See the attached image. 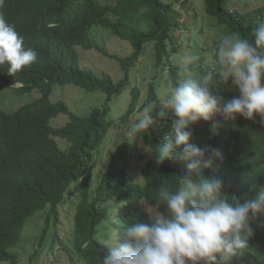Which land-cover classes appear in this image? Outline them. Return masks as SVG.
Returning a JSON list of instances; mask_svg holds the SVG:
<instances>
[{"label": "trees", "instance_id": "trees-1", "mask_svg": "<svg viewBox=\"0 0 264 264\" xmlns=\"http://www.w3.org/2000/svg\"><path fill=\"white\" fill-rule=\"evenodd\" d=\"M190 2L194 3V21H184L183 13L189 11L187 3ZM249 3V0L7 2L5 18L15 25L20 36L27 39L26 48H34L38 53L37 60L20 72L18 78L31 75L29 88L36 86L39 80L45 95L20 114L0 112V153L9 158L3 168V178H0V237L5 244L0 260L16 262L15 254L8 252L22 242L27 222L39 214L46 221L36 251L40 252V259L44 257L42 264H48L47 259L52 256L44 245L48 230L53 233L54 228L53 246L60 239V246L70 263L101 264L108 252L104 244L109 242L111 225H119L122 231L134 221L149 222L145 205L164 214L165 206L158 203L159 186L167 178L169 186L175 188L183 179L187 166L178 161L157 164L151 153L155 145H162L164 137L172 132L175 117L169 113L166 119L160 118L156 115L157 107L154 112L156 123L131 142L124 141L122 128L127 121L135 120L149 102H155L175 85L182 63L176 62L173 55L178 57L184 51L182 62L185 56H200L202 44L205 55L199 57L193 68L194 74L202 75L217 67L216 50L213 52L207 46L200 33L206 25L200 22L204 16L216 19V25L223 27L221 38L236 32L251 40L254 30L264 24V2L259 6ZM95 25L128 41L134 48V52L125 57L108 55L101 49L104 55L118 61L124 73L118 81L109 73L97 72L80 61L75 44L86 48L95 46L90 37V29ZM192 28H196V34L188 36L186 31ZM147 43L153 45L155 74L145 78L148 92L143 98L142 88L132 86L131 74ZM209 55L213 59L211 63L208 62ZM66 82L85 87L88 92L102 91L105 97L101 105L81 116L71 112L64 103L51 101L49 94L53 87ZM213 90L225 100L239 96L231 82L219 84ZM127 91L129 101L118 108ZM117 102L120 103L117 105ZM62 114H69L70 120L56 127L52 121ZM215 119L222 125L216 131L204 120L192 129L191 143L210 146L222 153V158L215 159L211 168L204 169V174L211 176L223 170L248 169L251 162L238 163L235 150L246 145L245 138L252 133L254 125L260 131L262 127L253 121H240L245 118L239 115L234 120L224 121L219 115ZM111 129H116L118 137L105 150L102 145ZM114 176L116 181L113 183ZM229 182V195L243 202L242 184L235 181L233 174ZM110 206L120 208L117 219L108 217ZM62 211L66 212L65 218H62ZM63 220L69 227L58 236V227ZM249 239L253 240L249 247L263 253L260 257L264 264V245L260 247L261 243H258L264 242V235L258 231ZM31 260L35 263V254Z\"/></svg>", "mask_w": 264, "mask_h": 264}, {"label": "clouds", "instance_id": "clouds-1", "mask_svg": "<svg viewBox=\"0 0 264 264\" xmlns=\"http://www.w3.org/2000/svg\"><path fill=\"white\" fill-rule=\"evenodd\" d=\"M9 1L0 0V92L12 88L20 93L35 90L41 93L32 97L36 98L33 101L18 104L14 112L0 107L1 113L12 115L27 111L33 103L42 100L45 93L39 80L36 86L29 88L31 75L18 78L20 72L37 60L38 53L34 48H26L27 39L20 36L15 25L5 18L4 8ZM96 28L103 27L95 25L90 29L92 39ZM75 48L81 61L78 49H96V46L86 48L75 44ZM101 49L104 50L99 46L98 51L103 56ZM215 55L217 67L202 75L193 72L199 56H185L170 91L155 102H149L135 120L127 121L122 128L124 141L131 142L156 123L154 112L157 107L156 115L160 118L166 119L169 113L173 114L172 132L164 137L162 145H155L151 155L157 164L184 162L187 171L175 188L169 186L167 178L161 182L157 197L158 203L165 206L164 214L144 204L149 222L134 221L122 231L119 225L110 226L109 242L104 244L108 252L101 264H263L260 257L263 253L249 247V242L253 243L249 238L255 237L258 231L264 235V229H260L264 226V24L254 30L251 40L236 32L224 35ZM229 82L238 89L239 96L225 100L213 89ZM68 83L86 90L73 82L57 83L49 98L53 102L64 103L75 113L64 99H60L71 89L63 87L61 97L57 100L52 98L59 84ZM62 115L69 117V114ZM217 115L224 121L234 120L239 115L245 118L240 121H253L262 127L260 131L254 125L252 133L245 138L246 145L235 150L238 163L243 160L251 162L248 169L223 170L211 176L204 174V169L211 168L215 159L222 158V153L210 146L200 147L191 143L192 129L193 125L204 120L210 122L216 131L222 126L215 119ZM57 119L53 120V125ZM8 161L9 158L0 153V178H3V168ZM232 174L235 181L242 184L243 202L229 195ZM112 179L114 183L116 177ZM115 206L109 207V218H118L120 208ZM261 219L263 221L259 224ZM258 243H261L260 247L264 245V242ZM38 245L34 254L39 249ZM59 248L63 249L56 242L51 254L54 255ZM4 249L5 244L0 237V253ZM8 254L15 253L11 249ZM15 257L17 263L19 259L16 254ZM31 259L29 263L34 264ZM40 261L43 262L44 257ZM0 262L12 263L9 259Z\"/></svg>", "mask_w": 264, "mask_h": 264}, {"label": "rangeland", "instance_id": "rangeland-1", "mask_svg": "<svg viewBox=\"0 0 264 264\" xmlns=\"http://www.w3.org/2000/svg\"><path fill=\"white\" fill-rule=\"evenodd\" d=\"M249 4L251 6H259L261 3L264 2V0H249ZM187 10L188 12L183 13V20H190L194 21V3L192 4L187 3ZM189 15V16H188ZM200 22L205 23L206 25L202 27V37L207 41V46L214 52L216 48L218 47V40L221 38L220 33L223 32V27H218L217 20L213 19L209 16H204ZM195 23V22H193ZM196 28H192L189 31H186V34L188 36H191L192 34L195 35ZM187 36V35H185ZM183 38H185L183 36ZM198 38V37H195ZM200 38V37H199ZM182 39V38H181ZM203 40V39H200ZM93 41L95 43L96 49H78V52L81 57V63L82 65H86L89 67H92L96 69L97 71H105L109 73L115 81H118L124 76L123 71L120 69L119 63L117 60L111 58L110 56L100 55V52L98 51L99 46H101L105 52L108 53V55H117L120 57H125L130 53L134 52V48L132 45L125 40H122L114 34L106 29L103 28H96L93 32ZM217 43V44H216ZM201 51H200V58H203L205 53L203 51L204 45H200ZM191 50V49H190ZM152 55H154V49L153 45L151 43H147L145 45V51L143 54L139 57L136 68L133 70L131 76H132V86H140L143 90V98L146 97L148 92V84L145 80L147 77H152L155 74L154 71V60L152 58ZM182 55H184V51H181L178 57L173 55V58L176 59V62L182 63ZM212 57L208 56V62H212ZM84 65V66H85ZM63 87L71 89L69 94H66V96L60 98V93H63ZM77 90V91H76ZM41 93L38 90H35L33 92L29 93H20L15 89L12 88H5L0 92V107L5 109L7 112H14L18 108L17 105L20 103H27L29 101H33L37 97L40 96ZM125 98L121 99L123 103L119 105L118 108H120L124 103L128 102L129 99L127 97L130 96L129 92L127 91L125 93ZM105 97V94L102 91L97 92H87L86 90L82 89L81 87H78L74 84L68 83V84H59L57 86V90L55 93H53L52 98L53 99H64L66 103L69 105L70 109L74 111L75 113L86 116L90 113L91 109L96 105H101L102 99ZM120 102H117V105ZM56 119V118H55ZM54 119V120H55ZM69 121V117L67 115H62L58 117V119L55 121V125L60 126L63 124H66ZM53 122V121H52ZM118 137L116 135V129H111L106 141L102 145L103 149H107L108 144L110 145L112 141H114ZM110 139H112L110 141ZM110 141V142H109ZM62 140H59V143H62ZM118 200L114 201V204L117 205ZM74 213V212H73ZM62 218H65L66 212L62 211ZM31 218L23 231V240L20 244H18L16 247L12 248V252L15 253L19 259V261L15 264H30V258L35 253L34 251L37 249V244L40 241L41 238V230L45 227V218L42 216V214L37 215L34 217V219ZM69 227V225L63 220L58 227L59 235L61 236L64 231ZM54 233V228H53ZM53 233L49 230L45 234V242L44 245H47L48 253L52 252L53 244H54V237ZM60 239H57V242H59ZM40 252L35 254V263L34 264H42L39 257ZM47 262L49 264H75L70 263L67 259L66 252L59 248L57 249L56 253L49 257L47 259ZM0 264H12L11 262H0Z\"/></svg>", "mask_w": 264, "mask_h": 264}, {"label": "bare ground", "instance_id": "bare-ground-1", "mask_svg": "<svg viewBox=\"0 0 264 264\" xmlns=\"http://www.w3.org/2000/svg\"><path fill=\"white\" fill-rule=\"evenodd\" d=\"M122 67V66H121ZM81 84V83H80ZM45 104V103H44ZM51 105V104H50ZM54 110V109H53ZM50 116V115H49ZM17 200V199H16ZM7 211V210H6ZM20 211V210H19ZM2 237V236H1ZM15 240V239H14Z\"/></svg>", "mask_w": 264, "mask_h": 264}]
</instances>
